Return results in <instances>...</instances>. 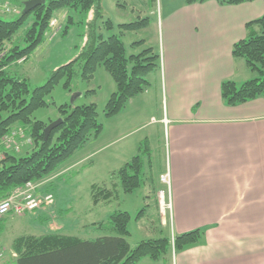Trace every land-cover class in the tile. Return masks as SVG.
<instances>
[{"label": "crops", "instance_id": "obj_1", "mask_svg": "<svg viewBox=\"0 0 264 264\" xmlns=\"http://www.w3.org/2000/svg\"><path fill=\"white\" fill-rule=\"evenodd\" d=\"M263 14V0L234 5L207 0L180 5L161 23L156 71L166 168L159 176L169 175L170 208L165 214L157 209L170 234L202 231L200 241L173 253L169 264H264V98L228 106L220 95L221 82L236 81L239 74L232 45L246 36V22ZM135 99L127 104L135 113L108 118L107 161L117 168L143 141L153 154L149 136L116 146L149 124L140 123L150 96L134 106ZM160 189L159 184L151 192ZM138 264L165 263L143 258Z\"/></svg>", "mask_w": 264, "mask_h": 264}, {"label": "trees", "instance_id": "obj_2", "mask_svg": "<svg viewBox=\"0 0 264 264\" xmlns=\"http://www.w3.org/2000/svg\"><path fill=\"white\" fill-rule=\"evenodd\" d=\"M186 4L203 3L207 0H184ZM220 4H240L253 0H216ZM264 1V0H263ZM67 10L61 33L66 34L74 24L71 13L95 12L102 16L100 0H48L31 11L22 13L15 20L0 17V139L12 129L23 128L32 139L33 147L25 155L7 153L0 158V199L29 181H40L53 175L58 166L82 148L91 138L97 137L103 128L98 121L95 103L82 105L62 104L57 107L62 122L51 130L44 141V129L50 122L33 118V112L48 105L46 97L60 80L62 87L72 91L73 81L78 78L90 81L98 68L103 66L115 83L104 106V116L114 117L122 112L129 101L145 93L150 83L147 75L160 68V54L152 47L139 53L126 54L120 35L108 37L90 31L78 55L71 61L50 72L46 81L30 88L28 78L10 74L8 68L20 57L26 59L43 43L50 30L55 13ZM147 18L119 24L121 34L146 27ZM107 29L112 22L106 20ZM24 28V29H23ZM23 29L21 36L16 38ZM246 36L232 45L234 59H242L245 66L258 74L257 77L237 83L225 79L220 84V95L228 106H234L257 97L264 98V14L245 24ZM24 43L21 47L18 42ZM141 43V41L139 42ZM3 53V54H2ZM95 93L94 89L85 94ZM150 148L146 141L140 143L138 153L117 169L119 186L125 193H132L144 183L145 164L150 168ZM48 184V183H47ZM43 193L49 192L47 186ZM156 191V190H155ZM153 191L158 208L157 196ZM113 191L91 187L94 205L113 197ZM145 211L141 210L136 219ZM131 219L127 211H114L107 223H98L109 235L81 238L59 231L42 234H24L15 237L10 245L13 264H138L143 258L169 264L170 257L187 246L200 241L199 229L182 234H170L168 227L160 223L159 235L140 241L131 248L127 236ZM4 220L0 218V232ZM166 232H165V230Z\"/></svg>", "mask_w": 264, "mask_h": 264}, {"label": "rangeland", "instance_id": "obj_3", "mask_svg": "<svg viewBox=\"0 0 264 264\" xmlns=\"http://www.w3.org/2000/svg\"><path fill=\"white\" fill-rule=\"evenodd\" d=\"M1 1L10 3L13 10L10 13L0 11V17L6 20H15L24 11L25 2L28 0ZM180 5L186 6L187 4L183 0H100L102 16L98 18L93 11L85 14L71 13L74 16V24L70 25L66 34L61 33L67 15V10L62 9L55 13L43 43L26 62L14 64L8 68V71L14 76L28 78L31 89L42 85L53 69L71 61L78 55L90 31L103 37L112 34L120 35L127 55L139 53L147 47H152L161 57V23L165 21L169 12H175ZM141 18H147L146 27L135 31H125L121 34L119 24L134 22ZM106 20L112 22V28L107 29ZM58 27H60L59 30ZM23 29L19 31L16 38L22 35ZM140 41L141 43H139ZM18 44L21 47L24 46L21 41ZM237 62V71L239 72L236 78L237 83L258 76L256 72L245 66L242 59H238ZM147 80L150 86L145 93L134 97V99L136 98L134 106L140 104L139 98L150 96V103L144 108L143 120L140 123L143 125L149 122V124L139 131L130 133L116 145L124 144L125 148L138 139L149 136L153 148V154L150 156V168L146 159L144 183L132 193H125L121 190L116 174L117 164L107 161V151L109 150L107 148V133H109L107 124L110 121L104 116L103 110L110 94L115 91V83L103 66H98L90 81L76 78L71 86V92L62 87L63 80H60L46 97L48 105L33 112V118L50 122L60 116L57 109L59 105L74 106L95 103L98 121L102 123L103 128L97 137L88 140L82 148L58 166L53 173L55 177L49 179L48 184L46 182L42 185V187L47 186L48 191L54 195L51 204L22 216L9 215L2 218L4 229L0 232V264H13L10 245L12 240L19 235H37L48 231H59L81 238L109 235L110 232L107 229L97 226L98 223L106 224L108 215L117 210L127 211L131 216L128 223L129 235L127 236L131 248L136 247L144 239L159 235L160 214L151 191L159 184L162 189L164 188L159 182V173L165 171L166 163L163 130L159 124L161 120H158L163 113V92L162 82H160L157 71L149 73ZM90 89H94L95 94L83 93L81 96H74L76 93L86 92ZM125 110L122 111L126 114L125 118L136 111L132 105H127ZM32 147V143L28 147L23 146L21 152H16V155H25ZM86 154H90V156L70 166L64 172H60L68 164L81 159ZM92 185L112 190L113 197L94 205L91 200ZM166 192L165 189V195ZM143 209L145 211L136 219ZM167 211L168 209H166V213ZM166 226L169 229L167 222Z\"/></svg>", "mask_w": 264, "mask_h": 264}, {"label": "built area", "instance_id": "obj_4", "mask_svg": "<svg viewBox=\"0 0 264 264\" xmlns=\"http://www.w3.org/2000/svg\"><path fill=\"white\" fill-rule=\"evenodd\" d=\"M13 7L8 3L0 0V11L8 13ZM54 24V22H53ZM26 60L23 56L16 63L22 64ZM31 138L26 135L23 128L12 129L0 139V158L7 153L19 152L23 146L31 144ZM160 180L169 188V175L164 173L160 176ZM46 180L29 181L25 185L13 189L8 196L0 199V218L5 216H22L33 212L36 209L47 206L53 202V194L51 192L40 193L39 188ZM158 201L161 212L164 214L166 209L169 210L170 203L165 199V191L158 193Z\"/></svg>", "mask_w": 264, "mask_h": 264}, {"label": "water", "instance_id": "obj_5", "mask_svg": "<svg viewBox=\"0 0 264 264\" xmlns=\"http://www.w3.org/2000/svg\"><path fill=\"white\" fill-rule=\"evenodd\" d=\"M46 0H28L25 2L24 12L31 11L35 7L42 5L45 3ZM80 93H76L74 96H79ZM62 122V118L59 117L56 120L50 122L44 129V141L47 139L49 133L53 128L59 125Z\"/></svg>", "mask_w": 264, "mask_h": 264}]
</instances>
